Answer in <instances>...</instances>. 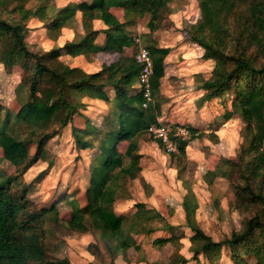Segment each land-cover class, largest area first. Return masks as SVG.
I'll list each match as a JSON object with an SVG mask.
<instances>
[{
    "label": "trees",
    "instance_id": "trees-1",
    "mask_svg": "<svg viewBox=\"0 0 264 264\" xmlns=\"http://www.w3.org/2000/svg\"><path fill=\"white\" fill-rule=\"evenodd\" d=\"M58 0H0V44L5 56L0 62L11 71L19 65L23 76L18 87L26 99L12 110L0 101V146L4 158L20 169V175L45 156L48 142L60 130L83 116L85 98L100 99L109 106L101 123L90 117L85 125H72V135L78 149L91 147L90 138L102 140L96 163L90 168V184L86 204L80 205L68 196L50 206L35 207L28 189L20 188L19 177L5 176L0 180V264H72L69 258L56 255L49 234L51 225H65L70 230L98 232L110 252L126 257L128 248L140 249L134 234H150L157 230H172V226L154 209L137 205L130 214H118L114 201L126 193L121 181L137 178L139 139L157 123L161 114L159 100L161 79L166 74L164 63L168 49L156 42L140 46L139 37L130 29L138 18L150 16L147 27L154 31L160 9L172 0H92L90 3L57 5ZM201 19L189 32L190 40L204 50V57L215 60L212 78L202 82L205 90L198 101L231 98L225 113L229 119L239 115L245 127L244 141L236 157H222L216 167L207 171L205 180L212 184L217 177L227 179L235 188L233 209L241 216V227L230 237L215 241L197 229L190 251L194 264H217L226 255L231 264H264V0H200ZM113 7L124 9L120 21ZM82 12V31L73 40L43 51L27 41L28 22L37 18L54 40L64 27L75 28L76 15ZM106 25L96 29L94 20ZM103 33L105 41L96 40ZM140 46V47H139ZM149 50L153 59L151 75L152 101L143 106L139 85L141 65L136 60L140 48ZM127 48H135L132 55ZM98 51L118 53L117 62L87 72L72 66L79 55L91 58ZM192 138L197 130L188 126ZM128 141L121 156L118 146ZM160 143V141H159ZM189 140H178L179 155L186 153ZM36 145L34 155L30 147ZM161 145V143H160ZM175 156V154H171ZM62 197V196H61ZM71 205L70 217L61 219L59 202ZM161 223L156 225L155 222ZM93 254L100 256L96 243H90ZM189 259L176 253L169 264H187Z\"/></svg>",
    "mask_w": 264,
    "mask_h": 264
},
{
    "label": "rangeland",
    "instance_id": "rangeland-1",
    "mask_svg": "<svg viewBox=\"0 0 264 264\" xmlns=\"http://www.w3.org/2000/svg\"><path fill=\"white\" fill-rule=\"evenodd\" d=\"M69 1L83 0H58V3ZM199 3L200 0H172L160 9L156 29L152 32L147 27L149 15L138 18L135 25L130 27L139 37L140 46L156 42L159 47L168 49L164 59L166 74L159 96L164 103L156 124L166 122L172 129L190 126L199 135L192 138L191 133L184 155L176 153L172 156L148 130L139 139L141 172L137 178L121 181L126 193H122L113 206L118 214L130 215L137 210L138 204H143L157 211L172 226V230L134 234L141 247L128 248L126 257H123L117 252H110L98 232L94 236L70 230L62 224H48L53 230L49 234L51 247H57L56 255L69 258L72 264H169L176 253L188 258L190 263L187 264H194L196 261L192 258L190 246L192 240L198 237L197 229L219 241L230 237L233 230L241 227V216L233 209L236 198L233 185L222 177H217L212 184L205 180L207 171L214 169L222 157H236L244 141L245 123L237 114L225 118L226 111L232 109L230 96H226V102L218 98L198 105L205 90H197L195 83L197 80L211 79L215 65V60L205 58L204 50L189 37V32L201 19ZM112 9L120 21L125 20L123 8ZM28 25L27 41L35 50L46 51L66 42L64 37L67 34L60 40H54L37 18H32ZM94 26H102V23L95 22ZM6 38L5 45L9 42V37ZM98 41L102 42L103 39L99 38ZM5 45L0 44L1 56L6 55ZM135 51V48H129L126 54L132 55ZM93 57L87 58V61L90 60V63H86L89 70H95L109 60L103 54ZM22 76L23 70L19 65L8 71L0 62V101L12 110L19 108L18 101L26 99L24 90L18 87ZM87 103L81 109L83 116H76L73 123L51 138L45 156L22 175L23 167L19 169L8 162L0 146V180L5 176L18 175L16 183L20 188L28 189V197L37 208L50 206L64 196H68L67 200L76 199L80 205L86 204L90 168L96 163L94 160L100 152L102 140L90 138L91 147L78 149L72 135V125L83 127L86 117L101 123L108 113L105 102L89 100ZM128 145V141L119 144L118 165H121V155ZM35 151L36 145H32L30 156ZM58 208L62 220L70 217L71 205L65 200L59 202ZM155 224L161 225L157 221ZM90 243H96L100 256L93 254ZM200 262L209 264L202 256ZM217 264L231 262L223 255Z\"/></svg>",
    "mask_w": 264,
    "mask_h": 264
},
{
    "label": "built area",
    "instance_id": "built-area-1",
    "mask_svg": "<svg viewBox=\"0 0 264 264\" xmlns=\"http://www.w3.org/2000/svg\"><path fill=\"white\" fill-rule=\"evenodd\" d=\"M136 60L141 65L139 73V85L143 92V106L147 107L152 101L151 75L153 73V59L149 50L145 47L139 49L136 53ZM149 131L160 141L170 154L179 153L178 140L186 141L191 135V131L186 126H179L172 129L166 122H159L149 128Z\"/></svg>",
    "mask_w": 264,
    "mask_h": 264
},
{
    "label": "crops",
    "instance_id": "crops-1",
    "mask_svg": "<svg viewBox=\"0 0 264 264\" xmlns=\"http://www.w3.org/2000/svg\"><path fill=\"white\" fill-rule=\"evenodd\" d=\"M92 0H83V1H80V2H87V3H90ZM68 2V1H67ZM67 2L66 3H63V4H59L58 3V1H57V5L58 6H62V5H65V4H67ZM80 2H78V1H73V2H71V3H80ZM69 3H70V1H69ZM111 10H113V9H111ZM113 12V11H112ZM114 13V12H113ZM115 14V13H114ZM116 15V14H115ZM116 17H117V15H116ZM118 18V17H117ZM76 19H77V24H76V27L75 28H68V27H64L63 29H62V31H61V34H60V36L58 37V39L60 40L61 38H62V36L64 37V35L65 34H67V35H65L66 37H64V39L66 40V41H70V40H73V38L75 37V33L77 32V31H79V32H81L82 31V24H81V21H82V12L79 10L78 11V13H77V15H76ZM119 19V18H118ZM120 20V19H119ZM95 22H97L98 24H99V22H101L102 23V26H99V27H95L96 29H104V28H106V25L104 24V22L103 21H101L100 19H96V20H94V23ZM93 23V24H94ZM103 37V38H102ZM99 38H101V39H103V41L102 42H100V41H98V39ZM57 39V40H58ZM104 41H105V35L103 34V33H101L99 36H98V38H97V40H96V43L98 44V45H102L103 43H104ZM127 49H129V48H127ZM126 49V50H127ZM100 54H103V55H106V56H108V58H109V60H107L105 63H103L99 68H97V69H95V70H89L88 69V67L86 66V63H90V60L89 61H87L88 59V57H86V56H84V55H79V56H77V57H75V58H73L72 60H71V64H72V66H78V67H81V68H83L84 70H86L87 72H94V71H97V70H99L103 65H109V64H112V63H115V62H117L118 61V59L119 58H117L116 59V57H117V55H119L118 53H114V54H109V53H106V52H104V51H98V52H96L94 55H92V57L93 56H97V55H100ZM92 57H91V59H92ZM94 58V57H93ZM85 59H86V61H85ZM162 80H163V78L161 79V86H160V95H161V87H162ZM203 81H205V80H197L196 81V88H197V90H202L203 88H201V84H202V82ZM160 98V97H159ZM89 100H91L92 102H94V100H97V101H102V102H104L103 100H100V99H89ZM88 99H86L85 100V102L87 103L88 101H89ZM160 100V99H159ZM162 101V103H161V108H162V104L164 103L163 102V100H161ZM106 103V102H105ZM88 104V103H87ZM95 104V103H94ZM107 104V103H106ZM107 106H108V104H107ZM107 111H109V106H108V110ZM103 113H105V111H103Z\"/></svg>",
    "mask_w": 264,
    "mask_h": 264
}]
</instances>
